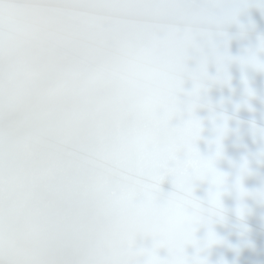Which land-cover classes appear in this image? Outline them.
I'll return each instance as SVG.
<instances>
[{
    "label": "snow or ice",
    "instance_id": "6c2138e0",
    "mask_svg": "<svg viewBox=\"0 0 264 264\" xmlns=\"http://www.w3.org/2000/svg\"><path fill=\"white\" fill-rule=\"evenodd\" d=\"M248 2L0 0L4 264H204L185 248L212 223L209 200L219 205L227 130L206 92L235 59L219 51V29ZM200 107L216 133L208 156ZM168 177L175 191L164 194ZM205 181L206 201L194 194ZM137 236L153 240L147 257Z\"/></svg>",
    "mask_w": 264,
    "mask_h": 264
},
{
    "label": "bare ground",
    "instance_id": "6f19581e",
    "mask_svg": "<svg viewBox=\"0 0 264 264\" xmlns=\"http://www.w3.org/2000/svg\"><path fill=\"white\" fill-rule=\"evenodd\" d=\"M257 1H261V0H255V2ZM224 25H225V32L223 33L224 35L228 33L230 27L231 28L233 27V29H236V25L233 21L227 24H224ZM201 43H203V41H201ZM191 67H194V65L192 64ZM191 67L188 66L190 70H191ZM208 68L211 72H216V70L212 69L209 65H208ZM255 74L256 72L251 73L249 71H245V73H242L241 76L252 78ZM241 76L239 75L238 77H235L233 81L227 79V80H223L222 82H217V83H219L222 86L227 87L228 89H231L233 92L242 93V92H245V85H244V81L239 79ZM211 77H214V76H211ZM226 78H231V76H227ZM185 82H189V79L186 78ZM191 87L192 86H190V88ZM216 113H222L223 116L232 117L233 119L238 118V115L230 114L224 110H218L216 111ZM195 114L201 121L206 120V117L204 114L199 113L197 111ZM205 134L207 135V137L202 140L201 142L202 144L199 146L198 149L200 152L201 150L207 149L210 151L209 153L210 155L214 152V145L210 144L209 141L213 140L215 137L214 135H212L211 132H205ZM224 147H226V145L222 144L223 156L222 158L217 159V161L224 160L225 155L232 154L231 153L232 151L228 152V150H225ZM248 161H249V166L252 169V174L244 176L241 182L247 191L255 192L256 190L264 187V163H258L256 160V155L248 158ZM238 164H236L234 167L216 166V168L220 172L227 173L229 183H231L236 178ZM170 181H172V179ZM208 189H209V185L206 181L197 182L195 186L194 194L196 197L200 198L201 200L206 201L207 196H208ZM173 191H175V187L172 190L171 189L167 190L166 193L164 194H168ZM222 202H223L224 208L226 209L228 219H227V222L224 224L217 223L213 225V229L218 234V236L222 237L224 240H226L227 238L239 240V245L236 251V255L246 254L252 250H258L257 247H264V204H261L257 200L252 199V198L246 199L245 203L251 211L245 217V220H244V223L248 226L249 230L242 237L240 235L239 229L236 227V224L238 223V221L233 212L234 208L236 207V203H237L235 193H231V192L225 193L222 196ZM207 226L208 225L201 226L198 228L196 232L197 233L196 239L200 238V240H203L206 237V234L208 231ZM221 245L213 246L210 250L215 251L216 253H219L222 251V253H224L225 255L231 256L230 251L229 252L225 251L223 247V246L227 247V245L226 244H221ZM215 247L218 250H215ZM235 260L236 259H234L233 264H236ZM249 263L250 262H248L247 264ZM254 264H257V262H254Z\"/></svg>",
    "mask_w": 264,
    "mask_h": 264
},
{
    "label": "clouds",
    "instance_id": "9594fccd",
    "mask_svg": "<svg viewBox=\"0 0 264 264\" xmlns=\"http://www.w3.org/2000/svg\"><path fill=\"white\" fill-rule=\"evenodd\" d=\"M262 55H264V35L258 36L257 44L255 48L249 49L246 52V54L240 57L239 59L241 64L246 66L247 68L250 67L258 73H264V59H261ZM244 85H245V96L247 98H253L257 95L256 91L249 86L246 77L244 79ZM244 104L248 105L247 99L244 100ZM248 106L250 107V105ZM261 130H264V128H257L255 125H253V134L259 136L260 138H261ZM261 153H264V149H261V151H259L256 154V160L258 163H264V155H261ZM222 156H223V151L219 158H222ZM221 173H223L224 175V185H223L222 194L219 198V205H217L214 201L211 200H209L207 205L209 209V215H211L212 217V223L207 226L208 231L206 237L203 240L196 239L195 244L192 245L196 249V255H198L204 261V264H209L208 257L206 255L207 251L211 249L213 246L221 245L226 242L222 237L218 236V234L213 229L214 224L217 223L224 224L227 222L228 219L226 209L224 208L222 202V196L225 193H229V192L235 193L237 203L233 212L238 221L236 227L239 229L240 235L242 237L249 230L248 226L244 223L245 217L251 211L245 203L246 199L252 198L257 200L259 203L264 204V187L256 190L255 192H249L244 188L241 182L244 176L252 174V169L249 166V161L247 157L242 158L239 164L237 165V175L236 178L231 183H229L228 174L224 172ZM208 185L210 189L211 188L210 183H208ZM229 246L232 247L231 245ZM138 252L140 253L141 256L147 257L151 252V249L141 248L138 249ZM216 264H228V262L221 256L216 261Z\"/></svg>",
    "mask_w": 264,
    "mask_h": 264
},
{
    "label": "water",
    "instance_id": "95a60500",
    "mask_svg": "<svg viewBox=\"0 0 264 264\" xmlns=\"http://www.w3.org/2000/svg\"><path fill=\"white\" fill-rule=\"evenodd\" d=\"M240 15H238V16H240ZM228 35H229V33L219 37V40L221 41V46L219 48L220 52L227 51V53L230 56H233L234 54H236L238 52H246L248 50V45L245 42H243L242 44H240L236 48H228L227 45L225 48L224 42H226ZM202 45L204 46L205 51H207V45L204 44V42L202 43ZM196 63H197V59H195V58H190L187 62L189 67H191L192 64L195 66ZM192 68L193 67H191V69ZM186 99H187V97H185L183 95L181 96L182 101L186 100ZM196 111L204 114L206 117V120L202 121V124H203V131L201 133L202 140L207 137L205 132H211L212 135H214V137H215V134H216L215 133V127H214V124L211 120V115L207 112V110L204 107L197 108ZM171 123L173 125H175V124L179 123V119H174ZM227 130H226V132H227ZM226 132H225L224 136L226 135ZM197 148H199V142H197ZM200 153L202 155L208 156L210 151L206 149V150H201ZM180 155H181V158H183V154L181 153ZM170 180H171V177H168L162 182L161 189H162L163 193H166L167 190H170V189L172 190L174 188V185H173L172 181H170ZM196 236H197V233L195 234V237ZM197 240H200V238ZM133 247L136 250L141 249V248L152 249L153 248V240L151 237L137 236ZM227 247L229 250L231 249V247L229 245H227ZM257 249L258 250H252L246 254L233 255L232 258L236 259L235 260L236 264H247L248 262H250L249 264H254V262H257V264H264V247H257ZM157 251H158V255L161 258H166L168 256V250L166 248H160ZM221 254L222 253L216 254V253H211V252L207 251L206 255L208 257L209 264H216V261L221 256L229 263V259H228L227 255H221ZM185 255L189 258L195 256L196 255L195 247L191 246V244L187 245L185 248ZM140 259L143 260L144 257H140ZM0 264H4V262L2 260H0Z\"/></svg>",
    "mask_w": 264,
    "mask_h": 264
}]
</instances>
